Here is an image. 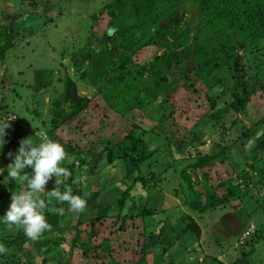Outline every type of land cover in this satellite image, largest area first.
<instances>
[{"label":"trees","instance_id":"obj_1","mask_svg":"<svg viewBox=\"0 0 264 264\" xmlns=\"http://www.w3.org/2000/svg\"><path fill=\"white\" fill-rule=\"evenodd\" d=\"M178 1H104L99 10L101 13L107 10L106 14H109L107 27L99 40L101 47L99 49L91 48L89 56L85 58V75L89 83L97 85L102 82L105 83L106 88H99L96 91L95 100H84L81 103L71 101L67 108L59 106V109L53 110L54 118L50 119L47 128V137L64 145L66 157L61 162V166L66 167L72 174L68 178H62L59 190L63 191L65 187H70L74 194L82 197L80 181L77 183L76 179L81 178L78 166L83 161L86 163L87 160L80 158V163L77 166L75 161L78 157L70 158V155L73 152L76 154L82 152L77 150L81 148L80 143L85 140L86 134L93 138L98 136L96 131L101 122L98 112L101 110L116 113V117L123 118L128 111L136 108L144 113V117H147L148 103L156 102L154 100L159 94H162L164 107H161V110L167 111L168 116L171 119L175 118L178 124H180L178 120L185 119H190L192 124H198L203 117L213 118L211 120L217 123L220 117L219 109L224 104L226 105L225 113L238 114L239 112L245 113V109L250 106V103L264 99V82L256 78L255 74H251L253 83L262 82L255 89L247 84L248 80L240 81V76L233 79L234 73L241 74L242 71V67L236 63L237 49L240 47V43H247L245 46H248V44L264 38V0H193L199 18L198 34L206 40L200 48V44L197 46L195 43L185 40L183 48L179 49L174 46L177 44L176 42L179 44L182 42L181 34L187 38L189 35L187 25L180 24L183 19L179 17L170 19L167 24L161 23L162 19L167 18L168 14L175 9ZM238 34L243 35L247 41L238 39ZM168 35H171L173 40L170 41ZM13 37V28L9 23L0 24L1 62L5 63L8 58L7 51L15 47ZM85 42L88 44L87 41ZM85 42L83 48L86 46ZM165 43L170 44V52L154 56L153 59L155 64L160 66L159 68L153 70L144 64L137 65L133 62V56L141 47L150 44L165 46ZM247 69L249 70L251 67L248 66ZM53 71L54 69H39V73L43 75L44 79L40 82L41 86L35 80L28 84V90L32 97L40 95L43 90L52 85ZM246 74L245 69L243 75L246 76ZM0 81L3 82L2 79ZM177 89L184 93L179 103L170 100V95ZM152 90L154 94H151ZM224 99L226 101H223ZM219 101L223 102L222 106L218 105ZM55 104L58 106L59 101H56ZM205 107L208 108L203 110ZM7 108L6 104L3 107L4 113H7ZM192 113L195 114L191 118ZM155 119L151 120L155 123ZM117 122L118 120L110 122V124L115 125ZM70 123H73L74 130L80 132L82 130L75 140L68 137L62 130L63 124ZM228 125L231 127L233 123ZM242 127L243 136L251 128L256 127L253 133L255 136L260 129L263 140L261 144L264 145V117L260 121L254 122L252 127ZM134 128L138 131H134ZM99 130L101 131V129ZM102 134H105L107 138L105 146L98 153L92 151L89 153L100 155L103 152H109V157L116 159L118 164H126V161H130L138 172L130 188H125L121 198L116 202L115 216L119 222L114 221L112 227L106 228L109 227L106 221H110L111 215L98 216L95 211L87 212V205L81 212L71 211L72 209L66 202H57L55 199L49 201L46 195L40 194V198L44 199L46 203L44 215L51 226L50 229L44 231L37 239L31 240L23 234L22 229L0 224V243L6 248L5 253H0V257L3 259L0 261L1 264H41L40 262L45 264L48 262L45 251L51 252L49 253L50 257L54 259L53 256L59 253L58 249L64 236L71 231L68 225L72 224L73 220H75V224H73L75 229L73 230V239L68 245V252L71 253L63 264H162L163 256L170 251L179 236L171 235L169 240L165 241L162 230L158 229L157 233L154 232L156 237L151 238L143 229V217L135 212L133 202L130 203V206H126L129 199L132 201L135 190H145L149 197L151 187L147 184V180L142 179L140 168L143 165H148L150 159L155 155L163 156L165 159L164 170L162 168L160 172L169 168H172L174 172H179L181 180L178 183V195L183 204L191 211L198 212L223 205L236 207L245 200L243 198L246 197V195L243 196L244 190L249 192L244 188L247 187L246 185L241 188L238 187L239 185L235 187L233 178L231 179V176L223 173L219 174L220 179H224L223 182L212 183V175L218 174L221 170L220 167L225 165L226 154L223 150L209 155L197 151L195 156L185 155L182 158H176V154L171 149L172 143H169V138L159 137L160 135L154 134L152 129L145 131L141 128L138 129L137 126L131 127L124 137L119 139L112 137L110 133H107L109 136L106 133ZM192 137L196 139L199 135L194 134ZM6 139L9 144L0 157V165L2 162L4 164L0 168V188H4L7 177L6 167L11 163V158L7 155L10 152L9 146L12 144L8 132ZM162 140H166L163 147L155 144V148H150L151 144ZM178 166L180 170H178ZM256 167L259 173L263 172L264 162L261 166ZM25 169L31 174L30 168L26 167ZM197 169H202L201 176H197ZM122 171V177H128L131 173L128 169H122ZM150 178L155 181V176L152 173H150ZM248 178L249 175L243 170L238 175L236 174L237 180L245 181ZM54 180L55 177H52L47 182L45 193L47 189L51 190L55 186ZM12 185L10 182L7 183V187L12 189L10 195L13 191H20L19 187H12ZM196 186L200 187V190H197ZM219 188H221V192ZM1 195L0 215H3L6 204L1 200ZM164 196L163 192L159 191L154 198L153 205L155 200H160ZM148 209L146 214L152 212V208ZM65 216L68 217L65 218ZM74 217L75 219H73ZM186 218L189 220L187 230L188 228L197 230L192 218L189 215H186ZM60 220L62 226L59 224ZM57 230L60 233L59 236L56 234ZM243 230L237 235L236 241ZM103 231L107 234H103ZM256 231L255 228L243 240L242 244L237 242L240 255L232 262L233 264L255 263L251 259V255L256 240L261 237L257 234L254 235ZM98 235L101 237L99 236V241H96ZM35 248H39L41 253L42 248L44 252L42 256L38 257L39 262L35 261L37 257L34 252H38ZM167 264H173V262Z\"/></svg>","mask_w":264,"mask_h":264},{"label":"rangeland","instance_id":"obj_2","mask_svg":"<svg viewBox=\"0 0 264 264\" xmlns=\"http://www.w3.org/2000/svg\"><path fill=\"white\" fill-rule=\"evenodd\" d=\"M104 1L0 0V24L8 22L13 28L15 43V47L7 51L8 58L5 63L0 61V79L3 81H0V109H3L7 104V113L14 111L18 119L21 121L23 118L26 119L25 123L18 121V126L8 132L10 141H12L9 151L15 152L19 147L17 136L22 134V130L29 133V127L36 132L42 130L47 134L49 121L54 118L53 110L59 109V106L67 108L71 101L81 103L84 100H95L96 91L99 88H106L105 83L102 82L97 85L89 83L85 75V58L89 56L91 48L99 49L101 47L99 40L107 27L109 14H106L107 10L102 13L99 10ZM10 16L12 18H9ZM179 17L183 19L180 24L187 25L189 35L187 38L181 34L182 42L180 44L176 42L174 47L183 48L185 40L195 43L197 46L200 44L199 48L204 45L206 38L198 34L199 18L193 0H179L175 9L168 14L167 18H163L161 23L167 24L170 19ZM237 37L244 42L247 41L241 34H238ZM168 38L170 41L173 40L171 35H168ZM84 42L86 46L83 48ZM245 45L247 43H240V47L237 49L236 63L242 67V75L234 73L233 79L240 76V81L248 80L247 84L255 89L264 82V38L248 44V46ZM170 47L169 43H165V46L151 44L143 46L135 53L136 56L134 55L132 60L137 65L144 64L155 70L160 66L153 61L154 56L170 52ZM248 66L251 69L248 70ZM39 69H54V78L49 88L43 90L40 95L32 97L28 90V84L35 80L41 86L40 82L44 79L43 75L39 73ZM245 69L246 76L243 75ZM251 74H255V77L262 82L253 83ZM178 90L170 95V100H174L176 103H179L181 96L184 95L182 91ZM151 94H154L153 90ZM163 99L164 96L159 94L154 100L156 102L148 103L147 117H144V113L136 108L128 111L123 118L116 117V113L108 111L98 112L101 121L96 131L98 136L93 138L86 134L85 140L80 143L81 148L77 150L82 152L79 154L73 152L70 155V158L78 157L75 165L80 163V158L87 160L86 163L83 161L82 164L77 165L81 171L82 179H76L77 183L80 181L82 197L87 205L86 211H95L98 216L111 215L110 221H106L109 226L106 228L112 227L114 221L118 223V218L115 216L116 202L121 198L125 188H130L138 174L130 161H126V164H118L116 159L109 157V152H103L100 155L89 153V151L98 153L105 146L107 138L102 133H110L112 137L119 139L124 137L131 127L137 126L138 129L141 128L145 131L152 129L154 134L160 135L159 137L169 138V143H172L171 149L176 154V158H182L185 155L195 156L197 151L209 155L223 150L226 154L225 165L220 167L221 170L218 174L212 175V183L223 182L224 179H220L219 175L223 173L231 176V179L233 178L235 187L239 185L238 187L241 188L246 185L247 187L244 188L249 192L244 190L243 196L246 195V197L243 198L245 200L238 206L223 205L214 209L191 211L183 204L178 195V183L181 180L179 172H174L172 168L168 170L165 168V171L160 172L162 168L164 170L165 161L164 157L160 155H155L150 159L148 165H143L140 168L142 179L147 180V184L151 187L149 197L145 190H135L132 201L129 199L126 206H130V203L133 202L135 212L143 217V229L151 238L156 237L155 233L158 232V229L162 230L165 241H168L171 235L179 236L170 251L163 256L162 264L169 262H173V264H233L232 262L240 255L236 237L248 224H254L257 230L254 235L261 236L256 240L251 259L255 262L254 264H264V171L259 173L256 169V166H261L264 162V145L261 144L263 140L260 129L253 136L256 127L247 131L245 136L242 135V126L252 127L254 122L260 121L264 117V99L250 103V106L246 107L245 113L239 112L238 114L225 113L226 105L219 101L218 105L223 106L219 109L220 117L216 118L218 119L217 123L211 120L213 118L203 117L198 124L194 122L192 124L190 119L178 120L180 123L178 124L175 118L171 119L167 111L161 110V107H164ZM56 101H59L58 106L55 104ZM207 108L205 107L203 110ZM194 114L192 113L191 118ZM153 118H156L155 123L151 120ZM116 120L118 122L115 125L110 124ZM232 123L233 126L230 127L228 124ZM72 125L73 123L63 124L62 130L68 137L75 140L82 130L81 132L74 130ZM135 130L138 131L134 128ZM194 134H198L199 137L193 139ZM107 135L109 136V134ZM29 136L35 142L40 141L37 136L34 138L33 134H29ZM165 142L166 140H162L153 143L150 148H155V144L163 147ZM2 166H4L3 162L0 168ZM122 169H128L131 172L130 175L122 177ZM178 170H180L179 166ZM242 170L249 175L245 181L236 179V174L238 175ZM26 171V169L23 170L28 173ZM150 173L155 176V181L150 178ZM196 174L201 176L202 169H197ZM9 182L13 184L12 187H19L21 190L19 184H16L11 178L7 181L6 177L4 188H0L1 200L6 204V209L11 202L10 192L12 189L7 187ZM196 189L200 190V187L196 186ZM219 189L221 192V188ZM159 191H162L165 196L160 200H155L153 205L154 198ZM148 208H152V212L146 214ZM247 213L250 215L248 216ZM186 215L192 218L197 230L189 228L187 230L189 220ZM67 217L65 216V218ZM56 222L58 221L56 220ZM59 224L61 225V220ZM73 224H75V220L68 225L71 231L66 235L63 233L65 235L63 242L58 249L59 253L53 256L54 259L50 257L49 253L51 252L45 251V257L48 258V262L45 264H63L67 261L66 259L71 253L68 252V245L73 239L72 235L75 229ZM176 230L177 232H174ZM58 232L57 230V236L60 235ZM107 232L103 231V234L106 235ZM180 233L181 235H179ZM99 236L95 239L96 241H99L101 237ZM41 251L42 253L40 250L34 252L37 257L36 262H39L38 257L44 254L42 248ZM2 260L0 257V261Z\"/></svg>","mask_w":264,"mask_h":264},{"label":"clouds","instance_id":"obj_3","mask_svg":"<svg viewBox=\"0 0 264 264\" xmlns=\"http://www.w3.org/2000/svg\"><path fill=\"white\" fill-rule=\"evenodd\" d=\"M12 118L14 115L0 118V147L5 143L6 130L10 128L9 121ZM7 155L11 158V163L6 167L7 181L11 178L21 186V190L12 192L8 208L0 215V224L16 226L22 229L27 238L37 239L51 227L44 215L46 203L40 194L46 195L49 201L55 199L57 202H66L76 212L84 210V198L74 194L70 187L59 190L62 178L72 175L66 167L61 166L66 157L62 143L47 136L39 142H33L27 136L19 141V147L14 153L10 151ZM26 167L31 169V174L23 172ZM52 177H55V186L45 193V186ZM5 252V246L0 243V253Z\"/></svg>","mask_w":264,"mask_h":264},{"label":"crops","instance_id":"obj_4","mask_svg":"<svg viewBox=\"0 0 264 264\" xmlns=\"http://www.w3.org/2000/svg\"><path fill=\"white\" fill-rule=\"evenodd\" d=\"M35 107V106H34ZM14 115V118H12V119H10V121H9V123H10V128H8L6 131L7 132H9L11 129H15V127H17L18 126V124H19V122L18 121H21L20 119H18V116H17V114L13 111H10V113H4V111H3V109H0V118H3V119H6V118H8V117H10V116H13ZM21 122H23V123H25L26 122V119L25 118H23L22 119V121ZM28 130H30L29 131V133H27V132H25L24 130H22V134L20 135V136H17V139H19V141L21 140V139H23V138H25V137H27V136H29V134H33V136H34V138H35V136H37L39 139H41L42 138V130L41 131H34L33 129H30L29 127H28ZM17 132V131H16ZM24 133H25V135H24ZM43 134H45V133H43ZM46 136H47V134H46ZM32 139V138H31ZM33 140V139H32ZM33 142H35L34 140H33Z\"/></svg>","mask_w":264,"mask_h":264},{"label":"built area","instance_id":"obj_5","mask_svg":"<svg viewBox=\"0 0 264 264\" xmlns=\"http://www.w3.org/2000/svg\"><path fill=\"white\" fill-rule=\"evenodd\" d=\"M46 136V134L42 133V137ZM256 226H254V224H248V226H246L243 230V232L241 233V235L238 238V244H242L243 240L249 235L251 234L254 230H255Z\"/></svg>","mask_w":264,"mask_h":264},{"label":"water","instance_id":"obj_6","mask_svg":"<svg viewBox=\"0 0 264 264\" xmlns=\"http://www.w3.org/2000/svg\"><path fill=\"white\" fill-rule=\"evenodd\" d=\"M4 139H5V143L3 144L2 147H0V157L3 154L4 150L6 149V147L8 146V144H9L8 140L6 139V137Z\"/></svg>","mask_w":264,"mask_h":264}]
</instances>
